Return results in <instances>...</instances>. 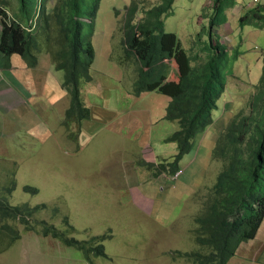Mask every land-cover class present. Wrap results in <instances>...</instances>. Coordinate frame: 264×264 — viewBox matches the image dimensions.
Instances as JSON below:
<instances>
[{
	"label": "rangeland",
	"instance_id": "374dc122",
	"mask_svg": "<svg viewBox=\"0 0 264 264\" xmlns=\"http://www.w3.org/2000/svg\"><path fill=\"white\" fill-rule=\"evenodd\" d=\"M130 1H100L92 33L91 80L80 83L90 117L71 121V131L62 121L60 136L52 131L54 111L60 108L62 118L70 104L63 70L54 68L43 49L35 67L17 54L10 61L15 73L27 77L21 81L32 95L28 102L33 113L24 120L15 112L0 113V198L11 205L42 206L26 217L32 228L18 217L0 220V226L7 222L18 233L13 241L6 231L0 235V264H195L185 253L208 252L195 240V217L225 165L214 150L229 119L241 110L249 113L252 84L264 71V27L240 26L236 11L242 4L244 10L264 7V0H234L224 11L226 22L211 29L227 48L221 69L226 90L217 100L212 124L193 138L175 175L155 173L178 151L168 140L178 128L176 121L165 118L170 98L159 91L133 93L136 63L125 58L120 28ZM138 1L148 7L157 0ZM10 2L8 9L16 14L18 0ZM212 12V0H174L171 14L163 17L164 31L176 35L193 67L212 54ZM42 39L39 35L38 41ZM55 97L60 102L53 108L47 101ZM12 180L16 185L8 192ZM24 185L37 192L24 191ZM43 223L79 240L104 236L100 242L106 256L90 253L87 260L83 251L45 235ZM228 264H264V218L255 237L242 242Z\"/></svg>",
	"mask_w": 264,
	"mask_h": 264
},
{
	"label": "trees",
	"instance_id": "16d2710c",
	"mask_svg": "<svg viewBox=\"0 0 264 264\" xmlns=\"http://www.w3.org/2000/svg\"><path fill=\"white\" fill-rule=\"evenodd\" d=\"M49 1L18 0L17 13L13 14L8 9L10 0H0V53L6 67L10 66L12 54L20 55L28 67L37 65V53L41 49L49 54L54 68L63 70L62 86L70 94V106L62 120L68 129L71 121L80 123L90 117V109L80 96V83L91 80L92 33L101 0H51V6ZM173 2L157 0L141 7L138 0H131L124 7L120 25L125 58L136 63L133 93L138 96L159 91L168 96L165 118L178 123V128L168 137L177 144L178 151L172 161L161 163L155 172L165 175L178 173L179 159L190 150L193 138L212 124L217 100L226 90L227 81L221 69L227 48L211 29L226 22L224 11L234 4V0H212L208 31L212 54L193 67L176 35L164 31L163 17L171 14ZM238 24L264 27L263 7H248L239 16ZM39 35L42 42L38 41ZM254 88L248 103L249 113L237 112L218 138L214 156L221 157L225 165L216 176L204 209L195 217V240L208 252L185 253L195 264H228L241 243L255 237L264 218V71ZM15 185L12 180L6 190L10 192ZM23 189L37 192L29 185ZM40 206L11 205L0 198V220L18 217L27 225L26 217ZM4 231L11 241L18 237L7 222L0 226V235ZM43 231L64 245L83 251L87 260L90 253L106 256L100 242L104 236L79 240L46 224Z\"/></svg>",
	"mask_w": 264,
	"mask_h": 264
},
{
	"label": "crops",
	"instance_id": "0c3cea01",
	"mask_svg": "<svg viewBox=\"0 0 264 264\" xmlns=\"http://www.w3.org/2000/svg\"><path fill=\"white\" fill-rule=\"evenodd\" d=\"M243 6L244 5L242 4V7H239V9L236 11V14L238 17L242 13H244V11H245L244 9L246 7H243ZM249 7H254V6L250 5ZM263 13H264V7H263ZM229 14L231 16L233 13H229ZM13 55L14 54H12L10 56V61H12L11 59H12ZM3 61L4 60L2 58V54L0 53V113L4 114L8 111V113L10 114V113L15 112L19 117H23V120L25 119V117H27V115L31 118L33 111H32V107L28 101L32 99V97H31L32 95L25 89V87L21 81V79H26L27 77L24 74L19 75V74L15 73L12 70L11 66H9V67L4 66ZM260 76H261V74L259 73L257 80H256L257 82L259 81ZM253 85H255V84H252V86ZM47 102L50 104L51 107L55 108L54 107L56 105L55 102H60V97H55L54 100L49 98ZM69 106H70V104L67 106L65 111L69 108ZM65 111H64V115H65ZM54 112H56L54 114L55 126H54V130H52V131H56L58 136H60L58 131H60V123L63 120L64 115L62 118H60V108H57V110ZM62 126H63V124H62ZM32 127H35L34 121L31 122L30 127H28V128H30L29 131H33ZM36 127H38V126H36ZM70 128H71V125H69L68 131H71ZM34 131L39 132L42 130L40 129V130H34ZM43 131H49V130H46L44 128ZM62 131H66V130L64 129Z\"/></svg>",
	"mask_w": 264,
	"mask_h": 264
},
{
	"label": "built area",
	"instance_id": "2783aa9c",
	"mask_svg": "<svg viewBox=\"0 0 264 264\" xmlns=\"http://www.w3.org/2000/svg\"><path fill=\"white\" fill-rule=\"evenodd\" d=\"M255 2L257 1V0H254Z\"/></svg>",
	"mask_w": 264,
	"mask_h": 264
}]
</instances>
